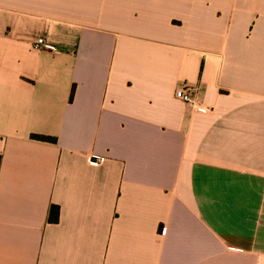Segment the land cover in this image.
Instances as JSON below:
<instances>
[{
    "label": "crops",
    "instance_id": "crops-1",
    "mask_svg": "<svg viewBox=\"0 0 264 264\" xmlns=\"http://www.w3.org/2000/svg\"><path fill=\"white\" fill-rule=\"evenodd\" d=\"M0 264H264V0H0Z\"/></svg>",
    "mask_w": 264,
    "mask_h": 264
},
{
    "label": "built area",
    "instance_id": "built-area-1",
    "mask_svg": "<svg viewBox=\"0 0 264 264\" xmlns=\"http://www.w3.org/2000/svg\"><path fill=\"white\" fill-rule=\"evenodd\" d=\"M36 47H46L44 41L39 39L36 43ZM198 88L190 85L189 83H183L180 88H178L175 92V97L182 101L184 104L202 112V113H209L212 111V108H209L204 105H200L196 103L195 93L197 92ZM98 163L100 161H94Z\"/></svg>",
    "mask_w": 264,
    "mask_h": 264
},
{
    "label": "trees",
    "instance_id": "trees-1",
    "mask_svg": "<svg viewBox=\"0 0 264 264\" xmlns=\"http://www.w3.org/2000/svg\"><path fill=\"white\" fill-rule=\"evenodd\" d=\"M31 137L33 139L41 140V141H45V142H51V143H55L56 142V138L49 137V136L33 134ZM48 219L51 222H57L59 220V207L58 206L52 205L50 207Z\"/></svg>",
    "mask_w": 264,
    "mask_h": 264
}]
</instances>
